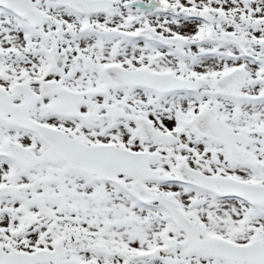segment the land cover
<instances>
[{
	"label": "snow or ice",
	"instance_id": "1",
	"mask_svg": "<svg viewBox=\"0 0 264 264\" xmlns=\"http://www.w3.org/2000/svg\"><path fill=\"white\" fill-rule=\"evenodd\" d=\"M0 264H264V0H0Z\"/></svg>",
	"mask_w": 264,
	"mask_h": 264
}]
</instances>
